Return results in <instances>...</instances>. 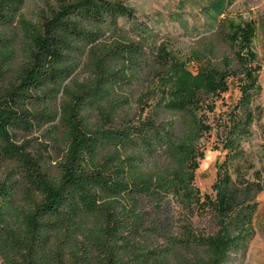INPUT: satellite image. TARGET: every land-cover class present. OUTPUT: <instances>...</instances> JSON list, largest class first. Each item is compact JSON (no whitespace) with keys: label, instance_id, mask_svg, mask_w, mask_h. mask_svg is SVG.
I'll return each instance as SVG.
<instances>
[{"label":"trees","instance_id":"16d2710c","mask_svg":"<svg viewBox=\"0 0 264 264\" xmlns=\"http://www.w3.org/2000/svg\"><path fill=\"white\" fill-rule=\"evenodd\" d=\"M234 1L175 33L124 0H47L37 20L0 0V264H242L262 86ZM208 140L224 155L203 192Z\"/></svg>","mask_w":264,"mask_h":264},{"label":"rangeland","instance_id":"374dc122","mask_svg":"<svg viewBox=\"0 0 264 264\" xmlns=\"http://www.w3.org/2000/svg\"><path fill=\"white\" fill-rule=\"evenodd\" d=\"M124 1L134 9L138 16L148 17L155 22V27L162 32L181 33V24L191 25L196 20L204 21L206 13L211 10L208 4L214 0ZM46 7L47 0H24L22 12L27 19L37 20L39 11ZM228 9L233 14L254 19L258 26L254 44L261 63L259 81L262 91L257 102L262 108V115L253 123L252 135L244 143V147L255 156L256 166L264 167V0H235ZM237 96V89L231 87L224 94V99L228 103H233ZM211 140L205 142L204 156L199 161L195 172V185L203 192L211 191V184L215 178L216 163L224 155V152L220 149L212 147ZM256 199L258 210L253 225L254 233L248 242L242 264H264V191L260 192Z\"/></svg>","mask_w":264,"mask_h":264}]
</instances>
